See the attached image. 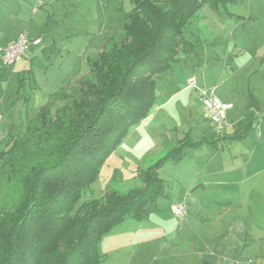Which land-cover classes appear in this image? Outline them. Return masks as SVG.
<instances>
[{
  "label": "rangeland",
  "instance_id": "rangeland-1",
  "mask_svg": "<svg viewBox=\"0 0 264 264\" xmlns=\"http://www.w3.org/2000/svg\"><path fill=\"white\" fill-rule=\"evenodd\" d=\"M5 1L1 14L21 11L15 2L25 10L14 32L31 25L42 45H30L25 62L13 68L0 63V221L18 208L27 177L58 144L41 133L25 136L26 125L54 94L78 97V82H94L84 59H96L117 38L126 42L123 22L131 10L130 0ZM4 28L1 42L8 34ZM184 35L193 53L181 51L157 80L153 123L130 128L77 209L94 200L105 205L108 195L140 187L139 169L177 142L204 140L203 146L162 169L169 197L144 220L128 217L114 227L100 244L102 264H264V0H238L217 12L207 7ZM190 78L198 88L188 87ZM215 88L221 98L229 90L234 107L220 132L205 119L201 101V91ZM53 104L55 111L66 101L56 98ZM15 141L19 147L2 155ZM199 179L207 181V190L189 199L187 185ZM186 202L193 206L188 217L173 216L171 207ZM199 204L208 207L195 213Z\"/></svg>",
  "mask_w": 264,
  "mask_h": 264
},
{
  "label": "trees",
  "instance_id": "trees-1",
  "mask_svg": "<svg viewBox=\"0 0 264 264\" xmlns=\"http://www.w3.org/2000/svg\"><path fill=\"white\" fill-rule=\"evenodd\" d=\"M236 1L130 0L123 22L126 42L117 38L96 59L85 58L94 82H78V97L54 94L26 125L25 136L41 133L58 144L27 177L18 208L0 221V264H102L103 238L128 217L144 220L160 199L169 197L160 172L169 163H181L186 150L202 147L204 140L179 141L141 170L140 187L108 195L105 205L94 200L77 209L130 128L150 116L158 99L157 80L181 51L193 53L184 35L191 21L207 7L217 12ZM25 72L30 77L31 70ZM56 98L66 104L54 111ZM19 145L15 141L1 154Z\"/></svg>",
  "mask_w": 264,
  "mask_h": 264
},
{
  "label": "built area",
  "instance_id": "built-area-1",
  "mask_svg": "<svg viewBox=\"0 0 264 264\" xmlns=\"http://www.w3.org/2000/svg\"><path fill=\"white\" fill-rule=\"evenodd\" d=\"M40 44L41 39H30L26 33H22L13 44L8 46L0 44V63L5 67H14L21 62L30 45L38 46ZM188 85L198 88L194 79H190ZM201 101L205 109V118L211 122L217 131H222L227 125V115L233 108V104L216 96L215 89L201 91ZM171 211L175 217L184 219L188 212L187 205L186 203L173 205Z\"/></svg>",
  "mask_w": 264,
  "mask_h": 264
},
{
  "label": "crops",
  "instance_id": "crops-1",
  "mask_svg": "<svg viewBox=\"0 0 264 264\" xmlns=\"http://www.w3.org/2000/svg\"><path fill=\"white\" fill-rule=\"evenodd\" d=\"M0 4L2 5V4H6V1H5V3H2V0H0ZM15 5L17 6V7H19V8H21V11H14V10H11L10 12H9V14H7L6 13V15L5 14H1L0 13V27H5L6 25L8 26V30H7V32L6 33H8L6 36H5V40H3V42H1L0 41V44L1 45H3V46H8V45H11V44H13L16 40H17V38H18V36L20 35V34H22V33H26L27 35H28V37L30 38V39H41V37H39V36H37V34H36V32L35 31H37L36 30V28L35 27H33V26H31V25H29L28 26V28H27V30L26 31H19V32H14L15 30H13V28L14 27H17L19 24H20V19H19V17L20 16H22V15H24V13H25V10L23 9L24 7L21 5V4H19V3H16L15 2ZM34 13H35V11H34ZM38 14L39 13H35V17L36 16H38ZM5 29V28H4ZM32 35H34V36H36V37H31ZM42 45V41H41V44L40 45H38V46H35V47H40ZM29 49H30V47H29ZM28 49V50H29ZM27 50V51H28ZM26 51V52H27ZM45 52H46V50H44ZM192 55V54H191ZM27 59V56H26V53L24 54V57H23V59L21 60V62H25V60ZM24 60V61H23ZM84 62H85V59H84ZM20 63V62H19ZM31 65V64H30ZM16 66V65H15ZM28 67H29V65H28ZM28 67L27 68H25L23 71L25 72V71H28ZM190 79H192V78H190ZM188 87L190 88V86L188 85ZM207 90H210V89H207ZM217 89L215 88V94H216V96H218L217 95V91H216ZM230 91L228 90V91H222V98L221 97H219L221 100H223V101H225V102H229V103H231V104H233L232 102H230L229 101V98L231 97V93H229ZM252 98V97H251ZM252 104H253V101H252ZM234 109V107L228 112V114L232 111ZM41 110V109H40ZM150 117H151V115L144 121V122H148L147 124H152L153 123V118L152 119H150ZM227 118H228V115H227ZM206 119V118H205ZM208 120V119H207ZM208 122H210L209 120H208ZM212 125V124H211ZM178 143V142H177ZM176 143V144H177ZM176 144L174 145V146H176ZM173 146V147H174ZM172 147V148H173ZM172 148H170V149H172ZM201 148V147H200ZM200 148H197V149H193V150H198V149H200ZM169 149V150H170ZM168 150V151H169ZM187 150H189V149H187ZM186 150V151H187ZM167 151V152H168ZM166 152V153H167ZM165 153V154H166ZM165 154H163L162 156H164ZM162 156H160V158L162 157ZM159 159V158H158ZM157 159V160H158ZM185 159V158H184ZM157 160H155V161H157ZM154 161V162H155ZM184 161V160H183ZM153 162V163H154ZM152 163V164H153ZM180 164V163H179ZM151 165V164H150ZM178 165V164H177ZM149 166V165H148ZM148 166H146V167H148ZM145 167V168H146ZM139 170H142L141 168L139 169ZM207 190V181H202V180H194V181H192L190 184H188L187 185V197L189 198V199H191L194 195H196L198 192H200V191H206ZM247 194H249V193H247ZM193 199V198H192ZM186 205H187V210H188V205H189V207H190V209L192 208L193 209V206L191 205V204H188V202H186ZM218 206V205H217ZM206 207H208V204H199V205H195V213H197V212H199V213H202V211H204V210H200V209H205ZM201 211V212H200ZM172 212V211H171ZM188 213H189V211L187 212V215H186V217L184 218V219H181V220H185L187 217H188ZM172 215H173V213H172ZM174 216V215H173ZM212 216V215H211ZM213 217V216H212ZM211 217V219H210V221H215V218H212ZM220 219V218H219ZM156 228H158V229H160V227L161 226H155ZM184 228V226H181L180 227V229H178L177 231H181L182 229ZM184 238V237H183ZM203 264H204V262H203ZM207 264H210L209 262L207 263ZM212 264V263H211Z\"/></svg>",
  "mask_w": 264,
  "mask_h": 264
}]
</instances>
